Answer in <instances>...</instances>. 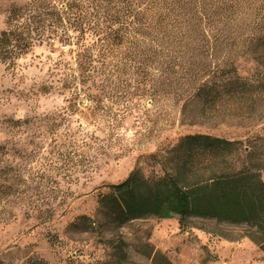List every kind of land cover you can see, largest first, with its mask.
<instances>
[{
    "label": "rangeland",
    "instance_id": "374dc122",
    "mask_svg": "<svg viewBox=\"0 0 264 264\" xmlns=\"http://www.w3.org/2000/svg\"><path fill=\"white\" fill-rule=\"evenodd\" d=\"M30 1L0 0V33L9 10ZM58 50L67 49L34 44L13 65L0 62V264H264L244 224L187 217L180 228L173 216L116 227L97 215L108 186L134 169L161 175L145 157L181 135L236 141L240 160L256 151L264 161V109L240 127L229 119L186 125L175 100L152 104L123 76L103 92L92 88L88 100L53 69ZM234 67L245 79L256 70L247 57Z\"/></svg>",
    "mask_w": 264,
    "mask_h": 264
},
{
    "label": "trees",
    "instance_id": "16d2710c",
    "mask_svg": "<svg viewBox=\"0 0 264 264\" xmlns=\"http://www.w3.org/2000/svg\"><path fill=\"white\" fill-rule=\"evenodd\" d=\"M5 27L1 63L13 65L34 44L65 47L53 69L88 100L92 88L103 92L123 76L140 83L152 104L175 100L186 125L229 119L240 127L264 109V0H31L9 10ZM238 57L256 65L251 78L237 75ZM238 143L178 136L145 157L161 175L134 169L108 186L97 215L116 227L173 216L180 228L187 217L244 224L264 252V161L256 151L240 160Z\"/></svg>",
    "mask_w": 264,
    "mask_h": 264
}]
</instances>
